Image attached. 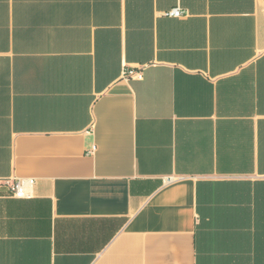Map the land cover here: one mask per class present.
Wrapping results in <instances>:
<instances>
[{"label":"crops","instance_id":"crops-1","mask_svg":"<svg viewBox=\"0 0 264 264\" xmlns=\"http://www.w3.org/2000/svg\"><path fill=\"white\" fill-rule=\"evenodd\" d=\"M0 264H264V0H0Z\"/></svg>","mask_w":264,"mask_h":264},{"label":"built area","instance_id":"built-area-1","mask_svg":"<svg viewBox=\"0 0 264 264\" xmlns=\"http://www.w3.org/2000/svg\"><path fill=\"white\" fill-rule=\"evenodd\" d=\"M182 12L179 9H175L170 12V16L172 17H180ZM125 76L128 75L130 77H138L141 78V72H134L129 71L124 74ZM34 180L33 179H20L14 181L10 188L13 192V196L18 199H28L32 196V190L34 187Z\"/></svg>","mask_w":264,"mask_h":264}]
</instances>
